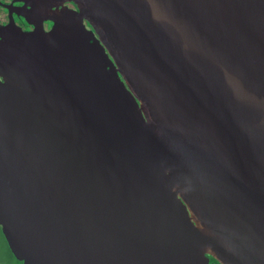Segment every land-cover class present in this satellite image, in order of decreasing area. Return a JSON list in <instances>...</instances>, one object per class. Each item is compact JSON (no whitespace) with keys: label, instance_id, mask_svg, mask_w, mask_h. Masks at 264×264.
Masks as SVG:
<instances>
[{"label":"water","instance_id":"water-1","mask_svg":"<svg viewBox=\"0 0 264 264\" xmlns=\"http://www.w3.org/2000/svg\"><path fill=\"white\" fill-rule=\"evenodd\" d=\"M23 2L35 31L0 30L15 260L264 264V0Z\"/></svg>","mask_w":264,"mask_h":264},{"label":"flooded vegetation","instance_id":"flooded-vegetation-1","mask_svg":"<svg viewBox=\"0 0 264 264\" xmlns=\"http://www.w3.org/2000/svg\"><path fill=\"white\" fill-rule=\"evenodd\" d=\"M72 8L76 10V7L71 3H64L59 7ZM25 2L23 0H0V30H13L16 33L29 34L35 31L36 25H38V19H27ZM53 24L50 21H43L41 27L44 32H49ZM1 40V39H0Z\"/></svg>","mask_w":264,"mask_h":264},{"label":"rangeland","instance_id":"rangeland-1","mask_svg":"<svg viewBox=\"0 0 264 264\" xmlns=\"http://www.w3.org/2000/svg\"><path fill=\"white\" fill-rule=\"evenodd\" d=\"M0 264H17V262L9 254L1 238H0Z\"/></svg>","mask_w":264,"mask_h":264},{"label":"trees","instance_id":"trees-1","mask_svg":"<svg viewBox=\"0 0 264 264\" xmlns=\"http://www.w3.org/2000/svg\"><path fill=\"white\" fill-rule=\"evenodd\" d=\"M0 238L2 239V241H3L4 245H5V247L7 248L9 254L11 255V257L15 260V258L12 256L10 250L8 249V246H7V244H6L5 240H4V237H3L2 234H1V230H0ZM15 261L17 262V264H21V262H18L17 260H15ZM210 262H211V263H216L215 260H214L213 258H210Z\"/></svg>","mask_w":264,"mask_h":264}]
</instances>
